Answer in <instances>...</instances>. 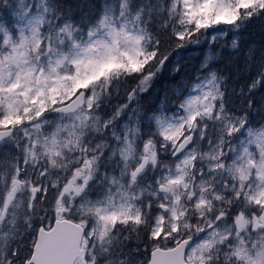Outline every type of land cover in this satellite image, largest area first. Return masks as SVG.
<instances>
[{"label": "snow or ice", "instance_id": "snow-or-ice-1", "mask_svg": "<svg viewBox=\"0 0 264 264\" xmlns=\"http://www.w3.org/2000/svg\"><path fill=\"white\" fill-rule=\"evenodd\" d=\"M0 264H264V0H0Z\"/></svg>", "mask_w": 264, "mask_h": 264}]
</instances>
